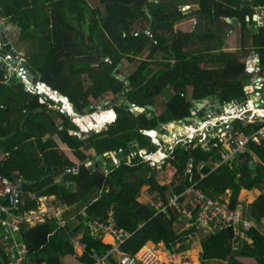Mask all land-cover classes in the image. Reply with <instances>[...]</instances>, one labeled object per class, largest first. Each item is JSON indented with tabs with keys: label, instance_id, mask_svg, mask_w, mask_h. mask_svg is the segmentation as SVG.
I'll return each instance as SVG.
<instances>
[{
	"label": "trees",
	"instance_id": "1",
	"mask_svg": "<svg viewBox=\"0 0 264 264\" xmlns=\"http://www.w3.org/2000/svg\"><path fill=\"white\" fill-rule=\"evenodd\" d=\"M99 1L105 13L89 0H0V16L20 29L16 42L29 45L31 53L25 59L40 73V80L67 98L76 111L85 114V109L93 105L91 97L104 99L107 93L117 95L121 90H126L128 98L136 105L146 107L135 113L114 106L109 111L112 117L106 128L96 131L89 125V134H75L73 131L81 128L79 122L60 109L50 107L49 103H55L53 99L41 101V96L25 90L23 83L7 82L5 69L0 66V149L9 154L6 160L0 161V171L13 180L23 179V200L27 202L31 190L37 196L57 194L67 204L87 202L85 217L80 215L75 225L57 228L50 217L35 225L22 222L5 245H12L16 238L27 246L30 258L15 261L5 245H0V264L41 261L87 264L92 261L90 254L94 250L104 254L111 248L86 225L97 217L112 216L116 226L133 233L121 245L124 251L136 252L148 240L170 243L175 239L173 224L180 216L177 209L170 206L166 212L156 214L155 208L138 200L144 184L159 189L165 199L167 187L160 186L153 166L136 161L129 164L121 155L127 153L125 150L130 149L132 142L137 143L139 150L156 151L157 145L146 131L160 122L191 115V107L198 100L211 95L232 100L247 94L245 86L249 84L247 78L251 73L245 70L246 57L235 51L237 23L251 34L252 47L260 54L264 70V29L250 31L259 27L253 16L257 7L264 8V0H198L197 4L183 5H178V0ZM196 12L209 20L235 18L236 23L229 22L223 40L217 43L212 39L219 36L220 31L208 26L204 33L196 32L195 26L192 30L178 29L167 35L176 21ZM248 15L251 17L247 18ZM233 25L236 26L233 28ZM143 54L145 60L127 76L129 83L113 74L125 58L133 61ZM152 61L159 66L151 67ZM121 70L122 66L117 73ZM85 73L91 81L87 87L82 81ZM38 85L50 91L42 82ZM165 86L172 87L174 94L162 107L156 98ZM148 104L157 105V110L149 109ZM263 125L256 117L238 121L235 128L250 133ZM46 133H58L70 151L51 147L52 140H42ZM37 143H41L40 150ZM120 146L122 149L117 151ZM218 149L193 145L176 147V156L171 159L177 167L174 189L182 191L201 171L208 174L200 186L214 197L230 189L232 206L237 203L243 187L264 188V139L261 143L248 142L231 162L214 168L213 164L220 158ZM93 150L117 155L120 161L106 172L99 165L87 163L86 158ZM39 151H43L42 160ZM201 161L205 164L199 169ZM190 164L191 172H186ZM46 165H77V172L67 173L72 175L76 190L65 182L54 183L48 176L52 171L46 170ZM35 205L34 200H29L28 206ZM247 214L261 220L264 193L247 206ZM196 230L197 227L192 226L187 232ZM79 231L83 232L82 239L87 243L82 254L76 253L70 239ZM247 233L252 241L242 239L239 249L233 248L235 233L232 229L206 235L202 239L201 258H222L230 264H244L236 256L247 255L254 257L258 264H264V235L255 227ZM110 260L117 264L112 256Z\"/></svg>",
	"mask_w": 264,
	"mask_h": 264
},
{
	"label": "built area",
	"instance_id": "2",
	"mask_svg": "<svg viewBox=\"0 0 264 264\" xmlns=\"http://www.w3.org/2000/svg\"><path fill=\"white\" fill-rule=\"evenodd\" d=\"M245 70L251 74H264L261 57L258 53H254L252 56L246 58ZM249 84H251L253 91L263 90L264 77L258 75ZM257 85L258 87H256ZM26 90L33 92L36 90L54 97L50 89L49 92L41 88L35 89L31 84L26 85ZM259 96L263 97L264 92L259 93ZM239 99L223 100L221 97H214L213 100L204 98L196 101L191 107V115H188V119L194 118V121L192 120V124L189 126L185 125L188 127V130L182 134L179 132L180 136H177V134L174 135L170 131V127H167L169 121L160 122L159 124L164 127L162 132L157 128L146 131V134L157 145L156 151L139 150L135 146L127 150V153L124 155L125 158H123L129 164H133V161H136L147 163L154 168H156V164L163 166V168L166 166L165 172L161 173L162 178L158 180L161 187H167L166 199L159 189H153L152 196L148 201V205L155 208L156 214L166 212L170 206H173L177 209L180 216L185 219L187 227L196 226L203 235L232 229L235 233V239L233 240L234 249H239L242 239L249 242L252 241L247 231L253 227L264 235V216H262L260 221L248 216L247 203L239 199L232 206L231 190L229 189L226 190V192L230 191L229 197H225L224 195L214 197L208 194L200 186L201 180L208 174L203 171L200 172V176L196 180L182 191H176L172 185L175 183L177 176V167L171 163V159L175 158L176 147L184 137H191L192 141L190 142H192V145L196 139L194 146H200L203 149L219 148L220 158L213 164L214 168L221 163L231 162L237 153L246 147L248 142L261 143L264 139V125L250 133H246L243 130L235 128V124L237 120L249 121L256 117L264 124V102L258 105L254 104L256 101L255 96H249L242 101ZM65 102H68V99L64 97L62 104L58 106L59 109L69 115H73L75 113L73 107L69 102L70 106H67ZM97 116H94V119L90 120V124L95 129H98L95 122L99 123ZM184 123L182 124L184 125ZM160 132L161 135H159ZM185 133L187 135L182 136ZM8 155V152L0 149V161L6 160ZM116 160L119 161L120 159L117 158ZM204 164L205 161H201L199 169ZM191 166V164L188 165L186 172H191ZM23 201V190L20 183L0 171V245H5L8 238L13 237L12 235L18 232L21 221L32 219L30 214H19ZM54 214L58 218L59 226L65 227L67 221L63 217L62 212L56 210ZM86 225L90 231L99 237L104 232H111L116 239V244L106 253L101 254L94 250L90 254L92 261L87 264H113L110 261V257H113L114 252L118 253L115 259L117 264H183L184 260L190 257V254L184 251L169 252L166 257H163L155 247H148L136 252L122 250L121 245L133 233L116 226L112 216L93 218L87 221ZM70 239L74 243L75 248L80 249V254L86 250L87 243L82 239V235L71 236ZM5 248L10 252L11 257L15 261L30 258L27 246L18 243L16 240H13L10 246L5 245ZM35 264L48 263L41 261Z\"/></svg>",
	"mask_w": 264,
	"mask_h": 264
},
{
	"label": "crops",
	"instance_id": "3",
	"mask_svg": "<svg viewBox=\"0 0 264 264\" xmlns=\"http://www.w3.org/2000/svg\"><path fill=\"white\" fill-rule=\"evenodd\" d=\"M1 17V16H0ZM1 20L3 22H5L6 20L4 19V17H1ZM6 24V23H5ZM6 32V30H5ZM9 38V37H8ZM238 39V36H237ZM10 41H12L13 45L16 47L18 53L22 54L21 51L18 48V45L14 44L15 41L11 40V38H9ZM238 41V40H237ZM239 43H243V39L241 37V39L239 40ZM258 53V52H257ZM259 54V53H258ZM260 55V54H259ZM19 57L21 58H25L23 55H20ZM247 58V57H246ZM259 75H261L262 77H264L263 73H260ZM6 81L11 83V80L7 77L6 75ZM15 83H23V82H15ZM13 84V83H12ZM24 88L26 90V84L23 83ZM41 88V87H40ZM42 89V88H41ZM260 93L263 92L262 89L259 90ZM32 93H37L32 92ZM52 98H49V100ZM41 100V99H40ZM42 101V100H41ZM55 101V100H54ZM57 102H55L54 104L51 102L49 103V106L54 108V109H58L59 107L55 106ZM71 104V106L73 107V109H75L74 105L69 102ZM21 106V105H19ZM64 112V111H63ZM75 112L77 113V117L71 116L75 121L79 122L80 125V130H75L73 131L75 134H79V135H83L84 133L89 134L90 132L88 130L89 127V122L85 120L84 118V114L79 113L78 111L75 110ZM66 113V112H65ZM79 116V117H78ZM88 119V117L86 118ZM181 129L182 125L180 126ZM96 131H99L98 129H95ZM42 140L43 141H48V140H52L53 141V145H51V147H56L59 148L62 151H70L68 150L69 146L67 145L66 142H64L60 135L58 133H55L53 135L46 133L42 136ZM41 145V143H40ZM37 143V146L40 150V146ZM99 153V152H97ZM43 151H39L38 155L39 158L42 160V155ZM90 155H92L90 157ZM86 159H87V163L89 165L95 164L96 160H94V153L93 151ZM112 158L111 155H106L102 158V161L104 162H109V159ZM119 159V156H114L113 161L115 162V164L117 163ZM120 161V160H119ZM144 163V162H143ZM147 164V163H145ZM148 165V164H147ZM100 166V165H99ZM150 166V165H148ZM46 170L48 171H52V173H49L48 176H50L51 178H53L54 183H59V182H65L66 185H72L73 186V191L76 190V183L73 180V178L71 177L72 175H67L68 172H72L75 173L78 171V166L75 165L74 167H59L57 165H46L44 166ZM111 166H108V169L106 172L109 171V168ZM152 167V166H151ZM102 168V167H101ZM103 169V168H102ZM105 170V169H103ZM18 171L15 170V173H17ZM155 172H158L157 169L155 170ZM160 178L159 180L162 178V175L159 174ZM17 181L20 183L21 187H22V178H17ZM156 189V188H154ZM230 190V189H229ZM152 192H153V188L150 186V184H144L141 188V191L138 195V200L141 201L142 203L148 204L149 199L152 196ZM263 194V188H258V187H253V188H245L243 187L238 195V199L244 201L245 203H247V205H249L250 203L254 202L259 196H261ZM225 197H229L230 196V191H227L226 193L223 194ZM96 196V195H95ZM94 196V197H95ZM93 197V199H94ZM29 200L31 201H35L36 205L35 206H28L29 204ZM86 206H87V202H77V203H72V204H67L65 203V201L62 200V198L57 195V194H46V195H42V196H37L36 192L31 190L28 192V202L27 201H23V203L21 204V207L19 209V214H30L32 216L31 220H23L20 222V226L22 224V222H25L29 225H35L38 222H42L47 218H53L56 224L57 228H61L59 226L58 223V218L56 217V215L54 214V212L57 211H61L63 217L66 219L67 224H71V225H75V223L78 222V217L80 215H82V218L85 217L86 215ZM186 221L184 218H182L181 216H179V218L177 220H175L174 224H173V230L175 232V239L171 240L170 243H167L165 241H160L158 243L152 241V240H148L145 244H143L140 248V250H144L145 248L148 247H155L157 248L158 252H160V254L163 257H166L167 254H169V252H174V251H184L190 254L189 259L184 260L183 264H202L201 261V252L203 251V247H202V239L206 236L200 233V230H196V231H192V232H187V230H189L192 226L187 227L186 226ZM78 236V235H83L82 231L77 232L76 234H74V236ZM245 235V233H244ZM100 237L102 238V240L105 243H108L111 245V247L113 245L116 244V239L115 236L113 235V233L111 232H104L103 234L100 235ZM16 238H13V240H15ZM17 241V240H16ZM18 243L23 244V242L18 241ZM76 253L80 254V249L75 248ZM118 253L114 252L113 253V258L116 259L117 258ZM236 258L244 263V264H254V263H258L257 260L252 257V256H247V255H237ZM211 260V261H210ZM218 260H222V258H209L206 259L204 261H207L209 263V261L211 262V264H216L218 262ZM227 260V259H226ZM225 260V261H226ZM111 261V260H110ZM63 264H68L66 262H64Z\"/></svg>",
	"mask_w": 264,
	"mask_h": 264
},
{
	"label": "rangeland",
	"instance_id": "4",
	"mask_svg": "<svg viewBox=\"0 0 264 264\" xmlns=\"http://www.w3.org/2000/svg\"><path fill=\"white\" fill-rule=\"evenodd\" d=\"M89 1L92 4L96 5L101 10V12L105 13L104 12L105 11L104 10V5L99 0H89ZM177 3H178V5H180V4L183 5V3H189V4H195L196 3L197 4L198 0H184V1L178 0ZM263 13H264V8H262V10L257 12L258 16L264 15ZM233 21H235V20L231 18V22H233ZM229 22L230 21L228 20V17H225V18L224 17L223 18L216 17L215 19L209 20V18L201 16L200 14H198L196 12L194 15H187V16H184L183 18H181L180 20L176 21V23L173 25V27H171L170 31H167L166 33L168 35L172 31H175V30H178V29L185 30V31L186 30H192L195 26H196V28H195L196 32L204 33L206 31V27L208 26V27L212 28L213 30L220 31L219 36H217L214 40L212 39V41H214V43H217L220 40H223V38H224L223 35L226 32V30L229 28ZM5 23H6V26L4 28L6 30V35L9 38H11V40L16 42V40L18 39V36L20 34L19 27L14 25L13 23L7 21V20L5 21ZM235 23H236V21H235ZM236 25H237L236 29H237V33H238V35H237L238 36V45H237V49L235 50L236 53L239 56H243V57L252 56L255 51L253 50L254 48L252 47L253 38H252L251 34L249 32L243 31L240 23H237ZM256 28H258V26H256ZM241 37L245 41L244 44L243 43L242 44L239 43L240 42L239 40L241 39ZM15 42H14V44L18 45V48H19V50L21 51V53H22V55L24 57L28 56L29 53H31L28 44H26V43L23 44L22 41H18L16 43ZM144 60H145V55L144 54L141 55V56L136 57L133 61L125 58L124 61L121 62L122 63V70H121V72L119 74H123V75H125L127 77ZM30 61H32L33 64H36V63H34V60L30 59ZM150 65H151V67L159 66L158 63H155L153 61L150 62ZM258 75H259V73L258 74H249V76L247 78V82H249V83L252 82ZM82 81H83V85L85 87H87L88 85L91 84V81H90V79H89V77H88V75L86 73L82 75ZM173 94H174V90L172 89V87L165 86V88L162 90V93L158 94V96L156 98V101L159 103L160 106L163 107L167 103V101L172 97ZM113 95H116V94L107 93V95H106V97L104 99H94L93 97H91L90 99L93 102V105L96 106V109L94 111H92V113L90 112V115H88L89 110L87 108L85 109L86 113L84 114V118H85L86 121H87V119H86L87 117L89 118V120L93 119V116L95 114L97 115V113H98V116H97L98 119L100 117L105 118V120L103 122L102 121L101 122L99 121V123L95 122V123H97L98 130L102 129V128L103 129L106 128L107 125L111 121L112 115L110 114V112H107V109H106L107 108V104H105L104 101L105 100H110L113 97ZM55 97H56V98H54L55 102L58 101V104L56 103L55 106L58 107L60 105L59 104L60 100H59V97H57L56 95H55ZM153 106H155V105H153ZM155 107H156V110H157V108H158L157 105ZM148 113H149V115L153 116V114L151 112H148ZM72 116L77 117V113L76 112L73 113ZM192 120L194 121V118L186 120L184 125H187V126L191 125L192 124ZM167 127H169V126H167ZM170 131L174 132L172 130H170ZM179 134L180 133H178L177 136H180ZM181 134H182V132H181ZM186 135L187 134L185 133L182 136H186ZM187 138L184 137L183 140H185ZM183 140H181V142ZM195 140L193 141V146L196 143ZM190 141H192V139L188 140V141H185L180 146L187 145V147H189L190 145H192V142H190ZM136 144H137L136 142H134V143L132 142L131 145L132 146H136ZM177 147H178V145H177ZM125 152H127V150H125ZM123 156L124 155L122 154L121 157H123ZM155 167L157 168V171H158V172H155V177H156L157 180H159V178H160L159 174L165 172L164 170H166V166H165V168H163V166L156 164ZM156 168L152 167V169H155V170H156ZM225 260L226 259L218 260V262L216 264H230L229 260H226V261ZM201 261H202V264H211V262H210L211 260L209 261V263L207 261H204L203 259H201ZM254 264H258V263H254Z\"/></svg>",
	"mask_w": 264,
	"mask_h": 264
},
{
	"label": "water",
	"instance_id": "5",
	"mask_svg": "<svg viewBox=\"0 0 264 264\" xmlns=\"http://www.w3.org/2000/svg\"><path fill=\"white\" fill-rule=\"evenodd\" d=\"M249 1V0H248ZM235 20V18H232ZM228 20H230L228 18ZM6 24L1 20L0 17V66L5 69L7 77L11 80V83L15 82H23L26 85L31 84V83H36L39 78H40V73L27 61L25 58H18V51L16 47L13 45L12 41L9 40L8 36L6 35L5 32V27ZM122 66V63L120 62L118 64V67L114 69L113 74L119 77L120 79L124 80L125 83H129V79L123 75L117 73L118 69ZM258 87V85L256 86ZM247 94L243 97H241L239 100H245L249 96H255V103L256 105L263 103L264 102V96L260 97L259 96V90L253 91L251 84H248L245 86ZM264 92V89H263ZM41 100L46 101L49 100L50 96L46 95L45 93H41ZM215 96L211 95L207 97V100H213ZM223 100H227L226 97L222 98ZM126 106H124L126 109L131 110L135 113L141 112L145 109V107L141 105H136L131 101H126ZM147 107L152 110H156V107L153 106L152 104H148ZM96 109L95 105L90 106V111H94ZM189 117L186 116L182 119H175V120H170V122H175L178 124L184 123ZM239 120H237L238 122ZM168 122V121H167ZM157 129H160L162 132L164 130V127H162L161 124L156 125ZM161 132L159 135H161ZM191 140V137H188L187 139L183 140L180 144H178V147H180L181 144H183L185 141ZM135 146H130V148H134ZM122 147H118L117 151H120ZM94 153V160H96V165H100L103 169H106L108 166H114L115 162L113 161V154H111L112 158L109 159V162H104L102 161V158L108 153H97L96 150H93ZM92 155H90L91 157ZM87 161V159H86Z\"/></svg>",
	"mask_w": 264,
	"mask_h": 264
},
{
	"label": "flooded vegetation",
	"instance_id": "6",
	"mask_svg": "<svg viewBox=\"0 0 264 264\" xmlns=\"http://www.w3.org/2000/svg\"><path fill=\"white\" fill-rule=\"evenodd\" d=\"M250 1V0H249ZM260 10H262V7H257L256 8V12L254 14L253 17H256L254 20H257L258 23H259V27L258 28H253V29H250L251 32H259L261 27L264 29V15H260L258 16L257 12H259ZM251 16H247V18H250ZM231 22V19L229 20ZM236 21V20H235ZM235 21H233L235 23ZM236 25H233V28L235 27ZM255 51V49H253ZM254 53H257V51H255ZM216 98V97H215ZM214 99V98H213ZM131 101L133 102L132 100H130L127 96V92L126 90H121L117 95H113V97L110 99V100H105L104 103L107 104V112H109L111 109L114 108V106H121V107H124L126 106V101ZM134 103V102H133ZM135 104V103H134ZM147 106V105H146ZM125 108V107H124ZM88 115H90V113H88ZM99 121H104L105 118L103 117H100L98 119ZM100 121V122H101ZM172 124L175 123V122H171ZM186 127V126H184ZM122 158H125L124 156Z\"/></svg>",
	"mask_w": 264,
	"mask_h": 264
},
{
	"label": "clouds",
	"instance_id": "7",
	"mask_svg": "<svg viewBox=\"0 0 264 264\" xmlns=\"http://www.w3.org/2000/svg\"><path fill=\"white\" fill-rule=\"evenodd\" d=\"M229 19H231V17H228ZM20 55H22V54H20V53H18V58L20 59L21 57H19ZM40 82H42L43 84H45V86H48L49 87V89L51 90V92L53 93V94H55L57 97H59V104H61L62 103V99H64V97H62V96H60L59 94H57V93H55L53 90H52V88H51V86H49L46 82H44V81H42V80H40V78H39V80L36 82V83H31V85H32V87H34L35 89H38L39 87H38V83H40ZM29 85V84H28ZM28 91V90H27ZM36 90H34V92H35ZM30 92H33V91H30ZM37 93H39V95L41 94L40 92H38V91H36ZM46 95H48V94H46ZM50 96V95H49ZM50 98H52L53 100H55L54 98H56L55 96L53 97V96H50ZM68 102H70L69 100H68ZM57 104H58V101H57ZM144 107V106H143ZM74 112H75V109H74ZM92 112V111H91ZM96 115V114H95ZM94 115V116H95ZM97 115H98V113H97ZM72 116V115H71ZM94 116H93V119H94ZM91 120V119H90ZM90 120H89V118L87 119V121L89 122V124H90ZM91 125V124H90ZM92 126V125H91ZM92 128L95 130V128L92 126ZM156 128V127H155ZM103 129V128H102ZM107 169H108V167L105 169V171H107ZM264 189V188H263Z\"/></svg>",
	"mask_w": 264,
	"mask_h": 264
},
{
	"label": "bare ground",
	"instance_id": "8",
	"mask_svg": "<svg viewBox=\"0 0 264 264\" xmlns=\"http://www.w3.org/2000/svg\"><path fill=\"white\" fill-rule=\"evenodd\" d=\"M38 87H39V85H38ZM40 88V87H39ZM54 96H55V94H54ZM101 121V120H100ZM103 122V121H102ZM183 125V124H182ZM168 126L170 127V130H172V131H174V132H172L174 135H176V134H178L179 132L181 133H183V132H185L186 130H188V127L186 126V127H184L185 125H183L182 126V128L183 129H181V125H179L178 123H168Z\"/></svg>",
	"mask_w": 264,
	"mask_h": 264
}]
</instances>
